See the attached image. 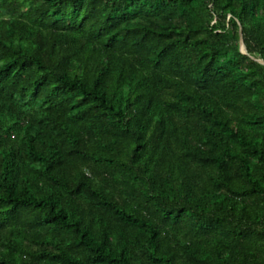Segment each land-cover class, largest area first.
I'll list each match as a JSON object with an SVG mask.
<instances>
[{
  "label": "trees",
  "instance_id": "trees-1",
  "mask_svg": "<svg viewBox=\"0 0 264 264\" xmlns=\"http://www.w3.org/2000/svg\"><path fill=\"white\" fill-rule=\"evenodd\" d=\"M256 59L264 0H0V264H264Z\"/></svg>",
  "mask_w": 264,
  "mask_h": 264
},
{
  "label": "water",
  "instance_id": "water-1",
  "mask_svg": "<svg viewBox=\"0 0 264 264\" xmlns=\"http://www.w3.org/2000/svg\"><path fill=\"white\" fill-rule=\"evenodd\" d=\"M239 48H240V50L243 52V53H246L247 54V52H246V48H245V45H244V42H243V39H242V36L240 35V38H239ZM257 60V59H256ZM259 63H261V64H264V62L263 61H261V60H257Z\"/></svg>",
  "mask_w": 264,
  "mask_h": 264
}]
</instances>
